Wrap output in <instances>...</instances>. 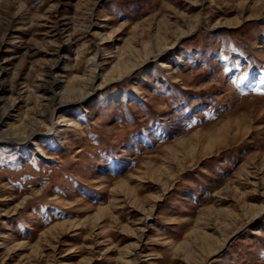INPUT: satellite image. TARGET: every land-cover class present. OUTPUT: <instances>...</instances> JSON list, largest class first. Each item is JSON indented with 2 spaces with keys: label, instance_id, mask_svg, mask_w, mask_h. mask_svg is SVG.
I'll return each instance as SVG.
<instances>
[{
  "label": "rangeland",
  "instance_id": "obj_1",
  "mask_svg": "<svg viewBox=\"0 0 264 264\" xmlns=\"http://www.w3.org/2000/svg\"><path fill=\"white\" fill-rule=\"evenodd\" d=\"M261 208L264 0H0V264H264Z\"/></svg>",
  "mask_w": 264,
  "mask_h": 264
},
{
  "label": "bare ground",
  "instance_id": "obj_2",
  "mask_svg": "<svg viewBox=\"0 0 264 264\" xmlns=\"http://www.w3.org/2000/svg\"><path fill=\"white\" fill-rule=\"evenodd\" d=\"M197 23V22H196ZM196 25L197 24H195L194 25V27L193 28H195L196 27ZM189 33H185V32H182V34L180 35V38H182V37H184V36H187ZM167 48H165V47H160V48H158V50H156V51H154V52H152L151 50L148 52V53H146L145 54V56L143 57V59H148V58H150L151 57V55L153 54V57H154V55L155 56H158V55H160L162 52H164L165 50H166ZM93 63H94V66H95V68H97L98 67V64H97V61H96V57H94V59H93ZM124 67L126 68L125 69V72H124V75H126L128 72H130V71H132V70H134V68L135 67H137L136 66V64L134 65H132V63H131V61L130 60H128L127 62H125V64H124ZM97 72H98V69H95V71L93 72V78L94 77H96V75H97ZM87 96H89L88 94H82L80 97H78L76 100H75V102H82L83 100H85V98L87 97ZM61 116L59 117V120H61ZM57 123V122H56ZM56 126V124L55 123H52V125H51V127L52 128H54ZM34 135L35 134H33V133H31V134H29L27 137H26V139L27 140H32L33 139V137H34ZM25 139V138H24ZM21 139H13L12 141H20ZM264 212V208H261L260 209V211H259V213L256 215V216H259L260 214H262ZM141 241H142V236H140L139 237V240H138V242L136 243V245L134 246V247H132V249H131V254H133V255H135L136 257H137V251H138V248L140 247V243H141ZM133 264V263H132Z\"/></svg>",
  "mask_w": 264,
  "mask_h": 264
}]
</instances>
